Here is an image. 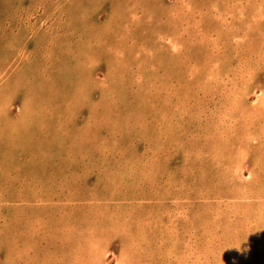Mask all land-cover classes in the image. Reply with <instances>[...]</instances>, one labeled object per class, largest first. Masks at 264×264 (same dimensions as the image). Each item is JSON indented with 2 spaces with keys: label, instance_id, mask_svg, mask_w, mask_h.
Returning <instances> with one entry per match:
<instances>
[{
  "label": "rangeland",
  "instance_id": "rangeland-1",
  "mask_svg": "<svg viewBox=\"0 0 264 264\" xmlns=\"http://www.w3.org/2000/svg\"><path fill=\"white\" fill-rule=\"evenodd\" d=\"M0 264H264V0H0Z\"/></svg>",
  "mask_w": 264,
  "mask_h": 264
}]
</instances>
